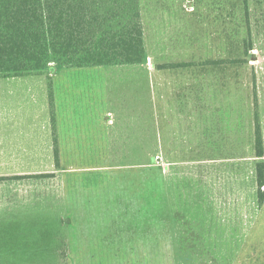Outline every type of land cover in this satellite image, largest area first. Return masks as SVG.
Instances as JSON below:
<instances>
[{
  "label": "crops",
  "instance_id": "1",
  "mask_svg": "<svg viewBox=\"0 0 264 264\" xmlns=\"http://www.w3.org/2000/svg\"><path fill=\"white\" fill-rule=\"evenodd\" d=\"M150 1L138 0L144 34L146 29H150L153 36L170 34L165 30L167 19L162 17L160 6L153 7L150 19L146 17L145 5L151 4ZM152 2L155 3L154 0ZM141 63L63 66L57 67L49 77L44 74L0 76V179L3 181L0 183V261H7V264L30 263L31 190L29 183L16 185L14 181L25 182L31 174L43 173L42 165L53 163L55 174L61 181L58 204L67 206L65 211L70 213L67 219L70 222L61 219L59 227H64L65 222V227L70 228V233L64 237H68L72 245H86V251L80 252L84 259L103 261L101 264H159L161 259L170 261V264L191 260L198 264L205 260L221 261L219 264H238L240 260H243L241 264H247L249 260V264H264V254H260L259 262H254L259 256H256L260 251L258 249L264 245L260 239H253L251 248L245 250L241 245H235L230 251L221 249L217 252V248H212L205 240L199 249L195 237L191 239V230L185 220L158 219L161 211H180L179 208L171 209V205L166 203H159V195L162 190L179 189L181 181L187 179L186 172L111 173L112 141L123 140L122 146L132 148L136 146L133 142L137 141L138 135L140 147L142 145L141 119L137 122L135 117L129 124L121 119L122 116H138L139 112V117H142V77L137 69ZM193 63L167 59L156 66L150 80L152 116L154 114L151 131L156 146H159L163 134L169 141L182 142L189 141L192 133L197 131L200 152L201 149L206 150L208 140L212 141L208 132H214V156L200 157V171L192 174L203 181L205 190L208 186L214 190V202H227L226 209L223 207L222 211L226 214L225 218L231 219L228 231L232 233L231 229L238 228L239 221L245 223L244 220L259 217L264 220V201L260 202L257 177V164L264 162V155L258 157L256 153V110L264 146V73L258 77L257 90L247 109L252 130L250 144L254 153L251 161L255 164L250 171H245L239 164L238 154L223 156L221 151L223 146L231 150L239 147L238 93L223 95L214 91L208 97L205 71L190 77V71L173 69L189 67ZM123 65L137 68L130 76L122 78L120 86L112 78L111 68ZM128 95H131L130 98ZM128 99H134L132 109L127 108ZM137 102L140 103L137 105ZM121 103L125 105L123 109L118 107ZM223 132L230 133L225 141L221 135ZM129 162L135 161L131 159ZM112 180L128 181L141 189L142 186L151 188L154 195L150 197V204L152 202V210L157 212L156 220L127 219L123 222L110 218L109 223L113 221L114 224L110 227L111 232L96 237L93 229L97 225L92 213L106 211V196L111 195ZM143 180L149 182L144 184ZM228 181L229 186L226 184ZM76 194L82 195V199L76 198ZM228 195L229 201L225 198ZM63 196H66L65 199ZM101 196L104 197L102 201L99 199ZM143 200L141 194L139 202L136 197L119 201L117 204L121 207L117 211L133 212L134 215L142 213L145 207ZM204 204L206 208V201ZM218 208L215 206L216 211ZM59 210L63 211L62 207ZM72 253L79 258V251H75L74 247Z\"/></svg>",
  "mask_w": 264,
  "mask_h": 264
},
{
  "label": "rangeland",
  "instance_id": "2",
  "mask_svg": "<svg viewBox=\"0 0 264 264\" xmlns=\"http://www.w3.org/2000/svg\"><path fill=\"white\" fill-rule=\"evenodd\" d=\"M152 1H150L151 4ZM154 2L153 5H145L146 17L150 19L154 13L153 7L157 5L159 8L160 6L163 11L162 17L167 19L165 22L168 25L165 30L170 34L153 36L150 34V29H146V34H144L146 54L138 68L134 66L125 67L124 65L111 68L112 78L117 80L120 86L123 77L130 76L133 69H139V76L142 77L140 102L143 113L142 117H139L140 112L138 116L121 117L122 122L128 124L135 117L137 122L141 119L142 141L140 143L142 145L140 147L138 135L137 141L133 142L136 146L132 148L122 146L123 140L112 141L111 173L186 172L188 174H186L187 179L181 181L182 185L179 189L162 190L163 192L159 195V203L162 205L166 203L167 206L171 205V209L179 208L180 211H161L158 213V219L160 218L159 220L162 221L171 219L175 222L185 220L191 230V239L195 237L196 246L199 249L204 240L212 248L216 247L217 252L221 249L230 251L235 245H241L240 247H243L244 250L250 249L253 239L264 241V220L259 217L244 220L245 223L239 221L238 228L231 229L232 233H230L228 229L231 225V219L225 218L224 215L226 214L222 211V209H226L225 204L227 202L219 204H217L218 200L214 202V190L210 186L205 190L203 181L194 178L192 174H197L200 171V157L214 156V132H208V137L210 136L212 141L209 142L208 140V147L204 151L201 149V152L197 131L192 133V138L189 141L182 142L169 141L167 135L163 134L159 146H156L151 131L154 127V114L152 116L150 80L160 61L167 59L187 60L193 61V65L173 69L175 71L181 69L190 71L191 74L188 73L190 77L197 75L199 71L201 73L205 71L208 97L214 91L221 92L223 95H230L231 92L238 93L239 147L231 150L229 147L223 146L221 151L223 156L238 154L239 164L243 166L245 171H250L255 163L251 161L254 153L252 152V144H250L252 130L247 118V109L254 97V92L257 90L258 77L264 73V0H154ZM173 26L176 27L173 28ZM63 66L69 65L63 64L62 61H50L42 71L31 74H44L49 77L57 67ZM125 82L126 80L123 84ZM127 94L128 92H126ZM130 96L127 97L130 98ZM128 100L129 106L127 108L132 109L134 99ZM140 102H137V105ZM124 106L122 103L121 105L118 104L119 108L123 109ZM139 110L140 108H138ZM156 117L155 127H157ZM229 134L221 133L224 141L229 137ZM131 159L135 162H129ZM42 166L43 173L31 174L29 179H25V182L14 181L16 185L29 183L31 190L29 205L31 208L32 244L29 264H101L103 261H89L82 257L83 254L80 252L86 251L85 244L72 245L69 242L70 239L64 237L70 233V228L65 227V222H63L64 227H59V221L61 219L68 221L70 213L65 211L67 206L63 207L58 204L60 195V193L58 195V191H61L58 187L61 181L55 174V164L48 163ZM202 171H204V165ZM1 182H3L2 179H0ZM142 182L145 184L149 180ZM160 182L166 183L167 181L160 180ZM226 184L229 186L230 181ZM141 194L144 196L143 203L145 206L142 213L138 212L134 215L133 212L117 211L121 207L117 204L119 201L123 202L136 197L139 202ZM152 195L154 194L151 188L142 186L141 189L139 185L132 186L128 181L112 180L111 195L106 196V211L92 213L94 215L93 221L97 225L93 229L95 236L102 237L104 232L105 234L111 232L110 227L114 224L113 221L109 223L110 218L123 222L127 219L156 220L157 212L152 210V208L154 209L152 202L150 204ZM205 195L207 196L205 197ZM63 197L65 199L66 196ZM75 197L81 198L82 195L76 194ZM103 198L102 196L99 197L100 201ZM225 198L230 200L229 195ZM205 201L206 208L203 207ZM215 206L220 207L218 211L215 210ZM61 207L63 211L59 210ZM109 210L113 211L108 212ZM108 213H110L109 216ZM137 229L140 230V228ZM113 231L114 229H112ZM141 231L145 233L143 229ZM238 234L241 236L239 237ZM199 238L200 240H198ZM73 247L75 251H79V258L73 255L75 253H72ZM258 250L260 251L256 253V256H259L254 262L260 261V254H264V245ZM241 252L245 253L243 250ZM175 262V264H198L192 260ZM219 262L221 261L205 260L202 264H219ZM249 262L250 260L247 264ZM170 263V261L163 259L159 261V264ZM241 263L243 260H240L238 264ZM0 264H7V261H0Z\"/></svg>",
  "mask_w": 264,
  "mask_h": 264
},
{
  "label": "trees",
  "instance_id": "3",
  "mask_svg": "<svg viewBox=\"0 0 264 264\" xmlns=\"http://www.w3.org/2000/svg\"><path fill=\"white\" fill-rule=\"evenodd\" d=\"M145 54L138 0H0V76L42 71L56 60L69 66L140 63ZM258 118L256 110V153L261 157ZM257 177L263 202V161L257 164Z\"/></svg>",
  "mask_w": 264,
  "mask_h": 264
}]
</instances>
